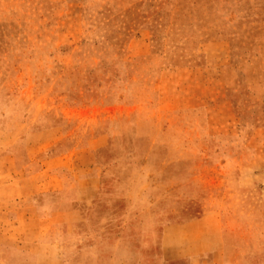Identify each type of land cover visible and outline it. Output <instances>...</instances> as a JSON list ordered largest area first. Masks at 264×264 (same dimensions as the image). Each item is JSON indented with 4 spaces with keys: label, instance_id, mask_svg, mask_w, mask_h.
<instances>
[{
    "label": "rangeland",
    "instance_id": "rangeland-1",
    "mask_svg": "<svg viewBox=\"0 0 264 264\" xmlns=\"http://www.w3.org/2000/svg\"><path fill=\"white\" fill-rule=\"evenodd\" d=\"M108 219L122 264H264V0H0V264Z\"/></svg>",
    "mask_w": 264,
    "mask_h": 264
},
{
    "label": "crops",
    "instance_id": "crops-1",
    "mask_svg": "<svg viewBox=\"0 0 264 264\" xmlns=\"http://www.w3.org/2000/svg\"><path fill=\"white\" fill-rule=\"evenodd\" d=\"M109 219L105 229L92 231V238H95V241L93 240V242L88 244L86 249L89 252V250H91L90 248H92V253H94V248L105 250L98 252V254L101 255V258H98L95 264H101L104 261V254L108 255V261H105L107 264H122L123 262L130 263L134 257L132 253H130L134 242L132 239L128 240L126 231L124 230L125 225L120 226V231H117L116 224L110 225ZM124 243H129L127 246H130V249H128L129 253L127 254L122 248Z\"/></svg>",
    "mask_w": 264,
    "mask_h": 264
},
{
    "label": "bare ground",
    "instance_id": "bare-ground-1",
    "mask_svg": "<svg viewBox=\"0 0 264 264\" xmlns=\"http://www.w3.org/2000/svg\"><path fill=\"white\" fill-rule=\"evenodd\" d=\"M128 244H129V243H124L123 246H122L123 250L126 251V252H127L128 249L130 248V246H127ZM125 246H126V247H125ZM124 251H123V252H124Z\"/></svg>",
    "mask_w": 264,
    "mask_h": 264
}]
</instances>
